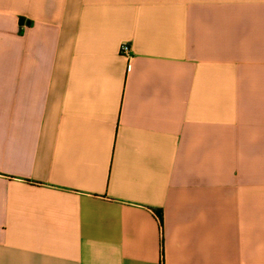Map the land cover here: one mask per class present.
Returning a JSON list of instances; mask_svg holds the SVG:
<instances>
[{
	"label": "crops",
	"instance_id": "0c3cea01",
	"mask_svg": "<svg viewBox=\"0 0 264 264\" xmlns=\"http://www.w3.org/2000/svg\"><path fill=\"white\" fill-rule=\"evenodd\" d=\"M0 264H264V0H0Z\"/></svg>",
	"mask_w": 264,
	"mask_h": 264
},
{
	"label": "trees",
	"instance_id": "16d2710c",
	"mask_svg": "<svg viewBox=\"0 0 264 264\" xmlns=\"http://www.w3.org/2000/svg\"><path fill=\"white\" fill-rule=\"evenodd\" d=\"M155 214L158 218V221L160 223V227L161 229H163V214H162V210L161 209H154Z\"/></svg>",
	"mask_w": 264,
	"mask_h": 264
},
{
	"label": "built area",
	"instance_id": "2783aa9c",
	"mask_svg": "<svg viewBox=\"0 0 264 264\" xmlns=\"http://www.w3.org/2000/svg\"><path fill=\"white\" fill-rule=\"evenodd\" d=\"M121 52L123 55H129L130 54V46L129 44H123L121 46Z\"/></svg>",
	"mask_w": 264,
	"mask_h": 264
}]
</instances>
